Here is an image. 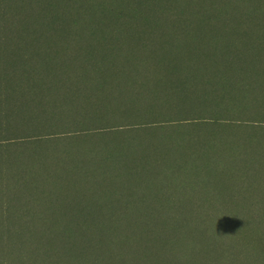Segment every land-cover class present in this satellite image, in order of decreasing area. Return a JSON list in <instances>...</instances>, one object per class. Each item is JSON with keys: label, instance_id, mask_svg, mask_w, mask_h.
<instances>
[{"label": "rangeland", "instance_id": "rangeland-1", "mask_svg": "<svg viewBox=\"0 0 264 264\" xmlns=\"http://www.w3.org/2000/svg\"><path fill=\"white\" fill-rule=\"evenodd\" d=\"M28 1L0 0V16L6 13L3 23L15 28L17 20L23 18L24 4ZM165 1L140 0L139 7L145 13V4H157L152 15L140 17L133 16V8L138 4L135 0H104L117 3L125 10L127 17L122 21L114 17L110 21L127 25L128 31H118V24L107 22L103 30L110 35L99 42L71 40L67 45L48 27H44L38 36L25 32L1 33V38L16 35L20 41H25V45L18 50L0 43V111L12 110L13 121V127H8L7 121L0 118L3 126L0 129L13 134L8 136L10 138L17 136L18 141L29 140L24 145L13 143L15 150L12 152H4L7 145L1 144L0 158L9 156L11 166L15 167L22 159L26 160L24 152L27 151L26 155L35 156V162L31 163L41 165L40 170L50 171L43 174L52 176L46 183L36 176L29 186L19 182L15 185L10 178L3 177V183H0V264H264V167H260L264 166L261 164L262 159L264 162V79L260 77L264 73V0H168V3L172 2L174 14L169 13L172 10H167ZM29 13L31 22L38 24L36 9L30 8ZM153 22L170 25V32L166 28L161 36L170 38L174 46L169 48L164 44L165 38L154 45L160 33L153 29ZM233 40L237 43L233 44ZM242 42H247L245 48L251 53L243 54ZM180 43L186 44V50H182L185 52L193 48L215 52L236 46L234 54L238 56L232 59L233 64L207 67L198 82L190 70V81H187L189 56L183 52L176 58L171 52L172 48H180L176 47ZM139 46L151 51L162 46L158 69L163 64V70L167 72L162 75L163 84L156 87L161 95H151L148 103L133 105L128 100L133 84L131 65L122 69L108 65L112 78L98 77L97 81L106 94L115 96V100L105 105V114L99 121H92L90 114L99 105L98 92L92 88L93 83L98 82L88 80L85 74L69 78L67 69L64 72L56 67L59 58H66L70 52H83L87 47L132 50ZM215 59L221 61L218 57ZM81 60L77 65L82 67L85 59ZM23 63L31 66L22 68ZM48 63L51 69L45 72L44 66ZM33 64H36L34 71H38V76H34ZM192 65L197 67L193 62ZM121 70L123 74H120ZM56 73L59 79L54 78ZM6 74L10 76L9 80H4ZM186 81L190 83L182 84ZM183 86L189 88L184 98L175 95L178 99H174L167 94L171 88ZM144 87L143 90L148 89ZM255 87L260 96L252 93ZM206 89L211 91V97L204 105L201 94L206 93ZM13 91L16 92L13 97L3 100L4 95ZM223 94L229 98L227 101L222 99ZM72 95L81 99L77 103L82 106L83 113L73 109L74 101L72 105L63 103L62 107L67 108L59 113L56 107L59 97ZM16 96L19 103L13 101ZM240 98L245 105L237 107ZM253 100L257 103L252 106L250 101ZM212 119L220 122L212 127ZM106 130L108 133L103 134ZM211 139L216 143L209 144ZM119 150L141 156L152 152L149 162L153 168L131 166L132 174L124 176L111 159L116 152L124 153ZM96 152H103L105 159ZM255 154L260 155V162L249 166ZM144 169L154 175L159 171V176H166L173 169L181 174L171 178L172 184L162 190V183L157 179L138 178ZM248 169L251 173L246 172ZM245 174H248L247 178ZM203 179H210L209 201L226 203L228 213L221 215L223 229L216 231L206 227V232L193 228L190 231L187 226H179L173 231L168 229L167 239L169 234L170 242L177 238L175 245L160 240L154 248L149 233L157 220L151 222L150 218L149 222H143L139 211L128 216V205L132 202L140 204L142 201L138 197H145L149 185L157 188L159 201H172L174 196L190 192L195 184L204 182ZM40 183L44 185L41 187ZM51 186L56 187L57 193L51 191ZM177 187L183 188V192L176 191ZM117 205L116 211L127 212V217L132 220L126 223L128 231L132 232L128 237L123 232L125 227H119L115 222L118 220L110 215L112 208L109 207ZM105 210L108 216L100 215L102 219L98 220L102 223L96 230L108 231L102 237L100 235V255L91 254L84 249L87 237L83 233L87 231L91 214L82 215ZM202 218L200 215L198 221ZM124 233L125 241L121 238ZM250 234L255 238L254 246L243 249L248 244L245 238L249 240ZM224 245L234 246L235 256L227 253ZM253 252L259 253V259L251 258ZM103 253L108 257H103ZM126 253L128 256H124ZM229 255L234 258L231 262Z\"/></svg>", "mask_w": 264, "mask_h": 264}, {"label": "trees", "instance_id": "trees-1", "mask_svg": "<svg viewBox=\"0 0 264 264\" xmlns=\"http://www.w3.org/2000/svg\"><path fill=\"white\" fill-rule=\"evenodd\" d=\"M103 1L104 0H29L26 4H24L25 12L22 15L23 18L17 20V22L14 24L15 28H13L12 26H7L5 23H3L2 18H6L5 12L0 16V38H1V33L7 34V33H10L11 31L12 33L13 32H25L33 36L34 35L38 36L40 32L44 30V27H48V30H53L55 31L56 34L59 35L58 39H60L61 41H64L63 42L64 44H67V42L71 40L76 41V42L87 41V40H91L95 42L102 41L103 39H105L106 37L110 35L109 33L108 35L105 33V31L103 30V26L107 22H114V21H110L112 17H114L118 21H122L123 17L125 18L127 17L126 16L127 13H125V10L122 9L120 6H118L117 3L114 5L111 2L108 3V2H103ZM118 1L122 2L123 0H118ZM92 2H95V4H92ZM135 2L139 4L140 0H135ZM165 3H168V0H166ZM91 4L92 6L95 7L94 9L92 8ZM138 4H137L138 7L136 6L135 8H133V11H134L133 16L143 17V15L145 14L152 15L154 13V8L157 6L156 3L145 4L144 9L147 10V12L145 13L141 11L139 7L140 4L139 5ZM33 7L36 9L37 14H38V18H36V19H39L38 24L36 22L35 23L31 22L32 16L29 13V9ZM172 8H173L172 2L168 3L167 10L168 11L172 10V11H169L170 14H174L175 9H172ZM114 23L118 24V28H120V30L118 31H125V29L127 30V25L119 24L116 22ZM133 24H134V21H133ZM166 28H168L169 30L168 33H169L170 25L167 24L166 26H164L163 24H157V23L153 25V29L155 30V32L160 33L157 35V39H155L154 45H157L160 41L164 40L165 37L161 35L164 34V32L166 31ZM185 30L187 32L191 31L190 29H185ZM112 31H114V29H112ZM4 38L0 39V43L9 44L12 46V48L15 47L18 50H22L25 45V41H20V38L17 37L16 35L15 36L6 35ZM169 39L170 38L166 37L164 44L166 43L168 47L170 48L171 46H174V45L172 41H169ZM106 40H105V43H107ZM236 43H237V40H233V44H236ZM246 43L247 42H242V48H245ZM185 46H186L185 43L177 44L176 47H180V48H177V50L175 48H172L171 49L172 54L174 53V56L177 58L179 54L185 52V51H182L183 49L186 50L184 48ZM158 47L159 46L153 49V51L147 50L143 48V46L133 48L132 50L131 49H124V50L123 49H119V50L113 49L112 50V47L111 48L107 47L106 49H102L100 47H97V48L87 47L86 50H84L83 52L80 51V53H76V54H73L72 52H70L69 56H67L66 58L65 57L59 58L60 60H58L59 62L57 63L56 67L59 66V69H62V70L67 69L69 78H79L80 74H85L87 75L88 80L97 81L98 77L99 78L104 77L106 79L112 78L113 76L112 72L107 70L108 65L114 69H118V68L122 69V67H124L125 65H128V66L131 65L130 68L132 71H130V73L133 74V78H132L133 84L131 86L130 92H128L129 93L128 100L133 105H135L136 103H139V102H142V103L146 102L147 99H149L151 95H154L156 97L161 95L160 93L156 91V87L158 84H163L162 75L166 73L167 70L165 71L163 70L164 69L162 67L163 64L158 69V62L160 61L162 57L161 56L162 46H160L159 48ZM234 48L235 49H229V48L219 49V50H216L215 52L213 51L209 52L207 49H195V48L191 50H187L185 53H183V55L189 56L188 58L190 59L189 65H187L188 66L187 68H189L188 72L186 73L187 81H190L188 77L190 70L193 71V74L195 78H197V82H198L201 76L205 74V69L207 67H215L217 65L223 66V65L233 64L232 59L237 58L238 56V54L237 55L234 54L237 47L234 46ZM225 50L227 51L224 53ZM249 51L250 53L252 52L250 49L249 50L246 48L242 49V52L244 55L246 54V52H249ZM215 57L220 58L221 61L216 62ZM81 59H85L84 60L85 65H82V67L80 65H77L80 61H83ZM263 59L260 57V62L262 64H263ZM49 60L53 61L54 59H49ZM256 60H257V63H259L258 59ZM180 61L181 59L178 60V62ZM192 62L195 63L197 67H194L195 65L193 66ZM49 63L51 62L49 61ZM49 63L47 64V67L44 66L45 70L42 69L43 71L47 72L48 70L51 69V67H49ZM29 64L30 63L28 64L23 63L22 68L30 67L31 65ZM33 66H34L33 67V71H34L36 64L35 65L33 64ZM224 67L230 68L231 66H224ZM22 71L24 72V69ZM64 72L66 71L64 70ZM123 73L124 71L121 70L120 74H123ZM7 74L5 77H3L4 80H9L10 76ZM38 74H39L38 71L35 70L34 76H38ZM53 76L56 79L60 78V76H58L57 73H56V76L55 74H53ZM260 77L264 79V73H262ZM195 78L192 76V80H195ZM248 78H251V77H248ZM184 79L186 78L184 77ZM187 81L186 83H182V84H189L190 82H187ZM142 83L145 84V87L142 86ZM172 83L173 82H171L170 84ZM150 86L152 88H150ZM143 87L144 88L148 87V89L143 90ZM244 88H246V86H244ZM51 89L53 91L56 90L55 87H52ZM92 89L98 92L99 98L97 99L99 100V105L97 109L92 111L94 113L90 114L91 115L90 117H92L91 119L92 121L94 120L99 121V119H101L100 118L101 115L105 114L104 113L105 105H109L110 103H112L113 100H115V96L106 94L105 92L106 90L105 88L102 87V84L100 82L96 84L93 83ZM254 90L255 91L252 93H255L256 96H260V91L257 90L256 87ZM188 91H189V88L185 89V87L183 86L180 89L178 87L171 88V91L167 94H170L169 96H174V99H178L177 96L184 98L185 92H188ZM206 91H207L206 93L201 94L203 95L202 100L204 102V105H206L208 98L211 97V91L207 89ZM15 93L16 92L13 91L10 95H4L3 100L7 99L9 96L13 97ZM72 97H75V98H72ZM83 99H85V97ZM222 99L227 101L229 98H226L225 94H223ZM13 101L16 103H19L18 96H16ZM73 101H74V104H76L73 109H76L77 111L83 113V109H81L82 106H79L77 103V102L80 103L81 99H78V97L73 96V95L70 97L67 96V98L59 97L58 105L56 106L57 109L59 110V113L65 111V109L67 108V107L66 108L62 107L63 103L68 102L69 105H72ZM250 102H252V106L256 105L255 103H257L255 100L250 101ZM68 104H65V105L68 106ZM243 105L245 104L242 101V98H240L237 101V107H242ZM262 105H264V99H263ZM233 110H235V108H233ZM11 111H2V112L0 111V118L7 121L8 127L9 126L11 127L13 125V121H11ZM85 118L88 119L89 117H85ZM81 119L83 118L81 117ZM211 122L212 124L210 126L215 127L220 121H218L217 119H212ZM203 123H207V122H203ZM0 126L2 125L0 124ZM105 133H108V130L103 132V134ZM120 133H122V131ZM9 135L13 136V134H8L6 133V131L4 132L2 129H0V145L3 143L5 144V146L7 145V147L3 148L5 149L4 152H12V150H15V149H12L13 143H19V145H24L26 144L24 142L29 140V138L27 139L25 138V139H22L21 141H18L19 138H17V136H15L14 138H10L8 137ZM214 143L216 142H214V140L212 139L209 142V144H214ZM101 149L102 148H100L99 150ZM119 151L124 152V150H119ZM26 153L27 151L24 152V155H25L24 157L26 158V160L24 161L22 159L19 163L15 165V167L11 166V160H9L10 158L9 156L0 158V183L1 182L3 183V179H4L3 177L10 178V182H12L15 185H18V182H19V184L22 183L26 186H29L31 182H33V179H35L36 176L40 177V180L42 181V183L43 182L46 183L48 181L47 178L51 177L52 174H49L50 175L49 176V175H44L43 173H46V172L50 173V171L45 170V169L40 170L39 168L42 167L41 165L31 163V162H35L34 160L35 156L26 155ZM96 153L99 156H104L103 152H100V153L96 152ZM125 153L126 152L124 153L116 152V154H114V156L111 157L113 161L112 164L117 165L119 167L120 172L124 176L126 174H132L131 172L133 169L131 168V166L133 168H139L142 166L147 167L149 169L153 168L152 163L149 162L151 161L150 154L152 152H150L146 156H141L137 154L131 155L133 153H126V154ZM103 158L105 159V156ZM260 158H261L260 155L255 154V157L252 158L249 166H254L258 164L260 162ZM123 161L126 162V164ZM36 163H37V160H36ZM122 164H124V166H122ZM261 164H264L263 159L261 160ZM148 165H150V167H148ZM260 167H264V166H260ZM143 172H144L143 174L138 175V178L139 176H143V178L147 176L155 178L160 183H162L161 185L162 190H167L168 186L172 184L173 180L171 181V178H175V176L177 177V175L181 174V172L177 171V169L168 171L166 176H159L160 175L159 171L156 172V175L148 172V170L146 169H144ZM246 172L251 173V170L248 169L246 170ZM40 174L44 175V178H42ZM244 177L247 178L248 174H245ZM138 180L140 179H136V181ZM203 181L204 182L202 183L195 184V188L190 189L191 190L190 192L184 193L182 196H178V197L174 196L172 201L167 200V199H162L161 201H159L160 199L157 196V188L149 185L147 186L148 191L145 197H142V198L138 197L139 201L140 202L142 201L141 203L147 202V204L142 205L141 203L135 204L134 202H132V205L130 204L131 206L128 205V209H129L128 213H130L128 214V216L132 215L131 213L134 211H139V213L142 214L143 222H149L150 218H151V222L157 220V223L155 224V228L149 233L150 241H153L150 243L154 244V248H156V245L160 242V240H164L165 243H167L168 245H173V246L175 245L177 238L174 242H170L171 235L169 234L168 239H167L166 231L168 229L173 231L175 229H179V226H187L186 228L190 231H192V228H193V229H197V230L204 231V232L208 231L206 227H210L213 230L216 229V231H221V229H223V225H222L223 216L221 215H225V213H228V210L225 206L226 203L218 204V201H209L208 190L211 188L210 179L208 180L203 179ZM42 183H40L41 187L44 185ZM49 184L56 185L55 183H49ZM201 187H203V189H201ZM119 189H122V188H119ZM175 190L183 192L182 191L183 188L181 187H177ZM51 191L57 193L56 187L51 186ZM209 195L211 196V194ZM117 207L118 205L109 207V209L112 208L113 210V211L109 210V212H111L110 215L113 218L118 220L115 222L118 223L119 227L120 226L125 227V230L123 229L122 230L123 232L127 233V237H128L129 235H131L132 232L128 231L126 223H129L132 220H129L130 218L127 217V214H126L127 212L122 213L121 211H116ZM16 210L19 211L18 209ZM106 210L103 212H99V213L85 212L83 214V212H81V214H83L82 216H90L91 214L90 220L88 221L86 225L87 227L85 228L87 231L83 232L84 235L87 237V241H86V245L84 249L85 250L88 249L89 253L91 254L93 253L96 255H100V252L102 249V246H101L102 242H101L100 235L102 237V235H105L106 231L108 230L102 229L103 226H101L102 227L101 231H97L96 229H97V226L102 223L101 222L102 220L100 221L98 220V218L102 219V216L100 215L106 214V216H108L107 214L108 211ZM216 213L217 215H219L218 217H216L217 216ZM200 215H203L201 222L198 221ZM12 216L14 215L12 214ZM172 226L176 228H172ZM240 230L243 234V230L241 228ZM246 231L248 233V228ZM125 233L123 234V236H121L123 240L125 239ZM250 235H251V238L249 240L245 238L248 244L242 247L243 249H249L251 248L250 246L254 244L253 241L255 240V238L252 234ZM227 239L230 240L229 238ZM156 241H159V242H156ZM125 244H127V242H125ZM125 244L123 243L122 246H125ZM233 247L234 246H231V245H224L225 251L229 254L231 253L233 254V250H232ZM123 250H126V248H124ZM121 254L123 255V253ZM233 255H229L231 256L230 262L232 261V259H234ZM124 256H128V253H126ZM103 257H108V256L105 253H103ZM251 258L254 260L259 259V253H255V252L251 253ZM126 259L124 262H126ZM115 262H118V261H115ZM125 264H128V263H125Z\"/></svg>", "mask_w": 264, "mask_h": 264}]
</instances>
